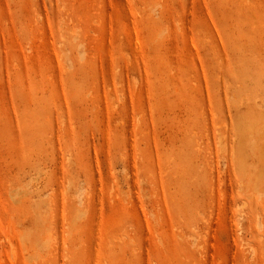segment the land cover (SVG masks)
<instances>
[{"label":"rangeland","instance_id":"rangeland-1","mask_svg":"<svg viewBox=\"0 0 264 264\" xmlns=\"http://www.w3.org/2000/svg\"><path fill=\"white\" fill-rule=\"evenodd\" d=\"M0 264H264V0H0Z\"/></svg>","mask_w":264,"mask_h":264},{"label":"bare ground","instance_id":"bare-ground-1","mask_svg":"<svg viewBox=\"0 0 264 264\" xmlns=\"http://www.w3.org/2000/svg\"><path fill=\"white\" fill-rule=\"evenodd\" d=\"M236 136V135H235ZM235 136H234V139H235ZM240 139V138H239ZM263 151V150H262ZM263 162V161H262ZM235 166V165H234Z\"/></svg>","mask_w":264,"mask_h":264}]
</instances>
